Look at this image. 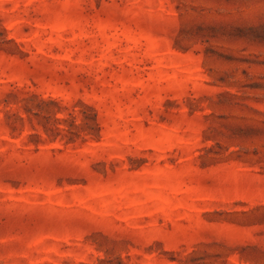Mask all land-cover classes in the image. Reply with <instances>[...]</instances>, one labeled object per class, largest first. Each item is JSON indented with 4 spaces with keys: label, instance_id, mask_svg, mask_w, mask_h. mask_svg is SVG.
Returning <instances> with one entry per match:
<instances>
[{
    "label": "rangeland",
    "instance_id": "rangeland-1",
    "mask_svg": "<svg viewBox=\"0 0 264 264\" xmlns=\"http://www.w3.org/2000/svg\"><path fill=\"white\" fill-rule=\"evenodd\" d=\"M0 264H264V0H0Z\"/></svg>",
    "mask_w": 264,
    "mask_h": 264
},
{
    "label": "trees",
    "instance_id": "trees-1",
    "mask_svg": "<svg viewBox=\"0 0 264 264\" xmlns=\"http://www.w3.org/2000/svg\"><path fill=\"white\" fill-rule=\"evenodd\" d=\"M94 126H97L96 122H93Z\"/></svg>",
    "mask_w": 264,
    "mask_h": 264
}]
</instances>
